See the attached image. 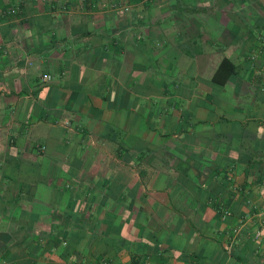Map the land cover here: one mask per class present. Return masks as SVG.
Masks as SVG:
<instances>
[{
  "label": "crops",
  "instance_id": "0c3cea01",
  "mask_svg": "<svg viewBox=\"0 0 264 264\" xmlns=\"http://www.w3.org/2000/svg\"><path fill=\"white\" fill-rule=\"evenodd\" d=\"M129 2L0 0V264H264V0Z\"/></svg>",
  "mask_w": 264,
  "mask_h": 264
},
{
  "label": "trees",
  "instance_id": "16d2710c",
  "mask_svg": "<svg viewBox=\"0 0 264 264\" xmlns=\"http://www.w3.org/2000/svg\"><path fill=\"white\" fill-rule=\"evenodd\" d=\"M234 67L227 58H223L219 64L217 71L215 72L214 78L220 82H224L226 78L233 72ZM220 75V78H218Z\"/></svg>",
  "mask_w": 264,
  "mask_h": 264
},
{
  "label": "built area",
  "instance_id": "2783aa9c",
  "mask_svg": "<svg viewBox=\"0 0 264 264\" xmlns=\"http://www.w3.org/2000/svg\"><path fill=\"white\" fill-rule=\"evenodd\" d=\"M130 0H114V6H118L120 7V9L122 11H129L131 3L129 2ZM142 2H150L151 0H141ZM10 11H14L13 9H11ZM256 236L259 237L260 236V231L256 232ZM137 264H163L162 262H152V261H145L143 263H137Z\"/></svg>",
  "mask_w": 264,
  "mask_h": 264
}]
</instances>
